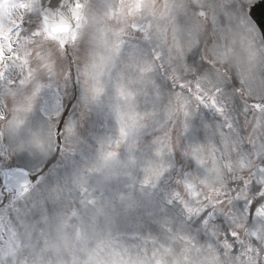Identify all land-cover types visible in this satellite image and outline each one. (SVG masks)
Masks as SVG:
<instances>
[{"label": "snow or ice", "instance_id": "obj_1", "mask_svg": "<svg viewBox=\"0 0 264 264\" xmlns=\"http://www.w3.org/2000/svg\"><path fill=\"white\" fill-rule=\"evenodd\" d=\"M37 6L38 10L33 11ZM64 7L61 0H50V3L32 0L31 5L22 2L20 8L32 21L26 24L24 16L15 15L6 7V0H0V14L7 17V27L0 28V81L31 90L26 106L14 107L11 112L0 110V122H7L13 132L19 130L25 124L24 114L33 110V101L40 97L42 102L37 108L46 124L31 131L26 139L21 138L27 148L11 165H5L18 171L5 173L13 176L14 182L9 184V195L0 202V207L5 208L0 212V227L7 226L10 233L2 241L0 260L17 256L23 244L20 264H160L158 240L168 237L183 242L184 260L188 264L193 261L195 264H264V247L260 246L264 240V145L262 151L255 153V162L240 155L238 172L233 171L230 158L231 151L252 152L255 141L247 135L245 125L253 132L264 129L262 120L253 122L255 128L248 124L249 115L264 114V95L253 94L254 78L250 74L251 65L256 61L255 50L249 54V72L236 73L226 64L221 69L219 58L226 56L227 51L217 50L211 40L202 43L189 30L184 44L168 45L165 31L164 45L152 46L148 58L145 49L152 40L151 24H130L131 31L144 43L129 45L125 53L127 42L122 37L112 42L102 40L100 50L92 54L91 62L80 71L84 77L81 102L95 106L98 111L107 107L119 126L118 138L105 136L93 142L82 135L83 113L65 123L68 112H61L64 105L59 87L47 98L45 90L52 89L53 82L34 79L42 70L51 73L53 56L67 58L69 47H76L80 38L74 35L70 44L53 35L54 31L71 32L67 25L60 29L46 28L50 16L62 15L57 10ZM244 7L234 2L224 6L220 15L216 14V5H194L193 10L205 21L208 32H214L226 17L229 22L238 19L250 34H255L256 30L243 15ZM83 8L80 0H74L71 13L78 29ZM137 10H142L139 0L133 11ZM260 27L259 38L264 42V26ZM117 61L123 69L138 68L141 76L154 73L157 68L163 70L164 82L160 87L173 90L176 99L171 112L182 114L186 141L180 143L179 151L174 144L167 145L169 159H175L174 167L152 168L138 163L136 152L146 135L151 138L150 144L146 143L140 150L157 156L162 155L164 139L171 141V136L154 135L155 126L149 132V126L143 123L144 117L136 112L134 81L127 80L122 69L112 72ZM13 68L18 69L16 79L9 78ZM63 79L67 91L73 79L70 66ZM109 89L114 92V103ZM11 91L4 89V92ZM72 99H76L75 88ZM150 102L154 109L165 103L159 92ZM0 103L4 109L9 108L7 99ZM194 109L199 113L204 109L213 110L215 127L207 119H194ZM168 124L165 120L160 128ZM171 127L175 132L176 126ZM216 127L221 130L220 139H216ZM237 134L240 147L234 139ZM245 136L248 143H242ZM203 139L223 144V150L215 145L212 148L213 160L219 152L227 170L226 179L218 169L212 170L213 184L218 185L209 189L214 197L202 193L212 174L209 170L206 169L208 175L201 184L194 179L205 164L201 157ZM81 144L88 151L81 149L77 159L76 146ZM122 146L127 149V157L123 159ZM56 152L62 153L68 163L54 169L46 181L41 177L37 185L42 187L34 185L35 177L30 178L28 170L37 159ZM178 153L183 159H177ZM55 159L49 160L45 168L51 169ZM184 160L189 162L191 171L183 167ZM93 176L96 183L90 187ZM161 191L164 195L158 201L155 195ZM21 232L27 237L26 243L17 241ZM197 239L204 248L196 247ZM128 241L143 243L129 244Z\"/></svg>", "mask_w": 264, "mask_h": 264}, {"label": "rangeland", "instance_id": "obj_2", "mask_svg": "<svg viewBox=\"0 0 264 264\" xmlns=\"http://www.w3.org/2000/svg\"><path fill=\"white\" fill-rule=\"evenodd\" d=\"M115 1L117 0H92L88 8L86 9V19L84 21V28H87L88 33H92V37H87L86 33L83 36H79V40L77 41L76 47L71 48V56L73 60V64L70 62L69 57L67 58H58L56 56H53L52 60L50 61L53 65V71L51 73L47 71H41L40 73H37V75H42V81L44 83L47 82H53L52 78L56 79L55 86L53 85L52 89H46L45 93L48 95L47 98H50L52 94L56 91L57 86L60 90V96L62 98V104L64 107L61 109V112L63 114V111L68 109L69 104V97L72 95V89L73 84L71 81H69V86L67 91L65 90V81L63 79L64 72L67 69L68 66L72 67L74 65L75 71H78V76L81 78V84L80 88L83 90L84 84V77L80 75V71H82L83 66L91 62L92 54L100 50V44L102 40H108L109 42L115 41L119 38H123L127 43L124 46V52L126 53L128 50V46L131 44L136 43H144L143 41H140L136 35H134V32L130 29V24L136 23V24H151V36L152 40L151 43L147 45L146 51V57L150 58L151 55V48L152 46H162L164 44L163 40V31L161 30V27L159 26L160 23V15L159 10H157L156 15L154 16V19H156L157 23L151 22L147 20L144 15L148 14L146 7L143 3H141L142 10L133 11V9L136 7L138 0H125L124 3V10L121 11V7H118L115 5ZM142 1V0H139ZM178 3H176L178 10H181V22L179 25L178 31L174 35L167 36V44L171 45L174 42L184 44L187 38V34L189 30L194 32L203 43L204 41L207 42L208 40L212 41L213 45H216L217 50H224V47L227 49L228 44L225 46L223 45L222 41L221 43H217V38L215 37V31L214 32H208L207 31V24L203 23L199 16L196 14V12L193 10L194 5H207L206 3H210V0H176ZM256 0H215L211 1L210 4L218 6L217 11L223 12L224 6L228 4H232L236 2L237 5L241 2L242 4H248L251 2H254ZM14 2L12 0H6V6L8 9L12 10L15 15L18 16H24L26 18V24L31 23V18H27L28 13L25 12L23 9L20 8L21 3H16L12 6L11 3ZM29 5L32 4V0L28 3ZM173 3L171 2L170 6H172ZM38 10V7L33 9V11ZM115 14V15H114ZM218 14V13H217ZM244 15V11H243ZM246 16V15H245ZM212 17V15H211ZM248 21L250 22L251 26L253 27L252 22L246 16ZM7 27V17L3 14H0V28ZM205 31V34L204 32ZM220 34L223 38H225V42L227 43L229 39H232L233 35H236L237 37H241L243 39H250L253 38V35L248 32V30L241 24V22L238 19H233L231 22L226 21V19H223V22L220 24ZM71 40V37L69 38ZM240 40V38H239ZM257 44H259V34L257 32V38L255 39ZM220 44L223 45L219 46ZM260 45V44H259ZM190 51V49H188ZM252 50L247 48L246 54H245V61L247 63V69L240 64V61L235 60L233 67L229 68L231 70H234L236 73H241L242 68L249 72L250 64H249V54ZM240 50L238 48H234L233 54H230L227 50V55L219 58L220 64L224 60H228L232 57H239ZM262 69L259 70L258 73L255 74L254 77V93L253 94H261L264 95V87H261V83L264 82V61L262 62ZM242 66V68H241ZM259 66V60L256 58V61L254 64L251 65V70H254L256 67ZM228 67V66H227ZM117 69H122L125 73V77L127 80H133V89L137 92L136 97V112L141 117H144L143 123L149 126V132L153 130V126L157 129V131L154 132V135H158L161 137H165L167 135L171 136V141H168L167 139H164L162 148V155L157 156L155 154L149 153L145 154L140 149H143L145 147V144H150L151 138L149 136H145V139L141 142L136 155L138 158V163L146 166V167H158L160 165L164 166H175V159H169L170 153L168 151L167 145L169 143L174 144L179 151L180 143H186L184 139V134L182 132V120L183 116L182 114L172 113L171 109L173 105L175 104V96L173 95V90L168 88H161L160 85L163 84L164 80V72L163 70L157 68L154 73H147L143 74L141 76L138 68L133 67L129 69H123V65L119 63V61L116 62V68L112 69V72L115 73ZM222 69V68H221ZM18 72V69L13 68L12 71L9 73V78L16 79ZM40 79V76L39 78ZM52 79V80H51ZM80 81V79H79ZM247 86V81L245 82ZM8 88L11 89V92H4V89ZM159 92V94L163 97L165 103L162 105H158L155 109L153 108L152 103L150 102ZM15 93V94H12ZM1 95L4 99H7L9 108L4 109L3 104L0 103V110L9 111L11 112L12 108L14 107H23L26 106L30 97H31V90L30 89H20L18 86H11L7 85L6 81H0V98ZM109 96H111L112 102L114 103V92L109 89ZM107 97L105 98L107 102ZM1 101V100H0ZM41 98L37 97L35 101H33V110L31 112H28L24 114L26 116L25 124L21 126V128L15 132L9 127L7 122H2L0 125L3 129V127L6 125L7 129V137H6V146L5 141L2 136H0V152H1V160L3 167H6L5 165H11L12 161L16 159L17 156H19L22 150L27 148V144L22 142L21 138H27L29 136V133L32 131L38 130L42 125L46 127V124L43 122V113L38 111L37 105L41 103ZM77 107L72 108L71 112H69L68 117L66 118V122L69 118H75L79 116L80 110L79 106L81 105L82 113H84V118L81 120L82 126L84 127H90L93 119L96 118L97 124L96 126L92 127L91 130L94 133V141L96 138L99 137H105L110 136L115 138H118L119 131H118V124L115 120V116L109 112L107 107L103 111H98V109L93 105H84L83 102H81L80 98L77 101ZM92 112L91 117H87L88 113ZM150 114V115H146ZM154 115H151L153 114ZM263 114L260 113H253L248 116V124H251L253 128H255L254 121L255 120H262L264 121ZM214 113L211 109H204L202 112H196L193 114L194 119L203 120L207 119L210 123H213L214 127L217 122H213ZM169 121V124L161 129L160 125L165 121ZM172 125H175V132L172 131ZM247 135L251 136L253 140L255 141V144L252 145V152H242L238 153L236 151H231V141H230V148L229 151H231V161L233 164V171L238 172V161L240 158V155H243L247 157L248 160H252L253 162L256 161L255 153L258 151H262L261 146L264 145V129H256L254 132L250 129H248V125H245ZM9 129V131H8ZM3 131V130H2ZM90 131V130H88ZM216 131V139H220V129L218 127L215 128ZM88 133V132H87ZM86 133V134H87ZM234 139L237 141V147H240V137L237 134ZM93 141V142H94ZM201 145H207L211 144L212 146H217L221 150H223V144L216 145V141L212 140L209 142L207 139H203L200 141ZM242 143H248L247 136L244 137ZM25 144V145H24ZM155 148V146H153ZM125 149L124 151H122ZM85 152L88 150L85 148ZM77 151V159H79V150ZM121 158L127 157V149L125 146H122L121 148ZM264 154V152H262ZM54 153L50 154L49 157L44 159H37L33 163V170H37L46 160H48L51 156H53ZM0 156V157H1ZM225 156H228V152L225 151ZM177 159H183L180 154H177ZM217 169L220 171V173L227 178V170L225 168L226 161L224 159L220 158L219 152L217 153ZM17 163L19 161L17 160ZM68 162L64 159L62 156V159L55 164V166L51 169V171L44 177L45 181L51 174V172L54 169L62 168L66 166ZM188 161L184 160L183 167L187 170L191 171V168H188ZM194 167V165H193ZM180 166H177V171H179ZM254 170V169H253ZM142 174V173H141ZM195 175H200L201 177L208 175L206 168H201L198 173H195ZM215 175V173H214ZM172 176H175V171L172 173ZM96 183L95 176L90 178L89 185L94 186ZM2 185V181L0 179V187ZM38 187H42L41 185H37ZM162 187H166V185H162ZM77 195L79 196V192H77ZM163 191L156 193L155 198L160 201L163 198ZM2 198L0 197V202ZM12 203V201L9 202V205ZM5 211V208L0 209V212ZM7 222L5 221V225ZM9 228L7 226L0 227V247H3L2 241H5L9 237ZM154 238V237H153ZM17 241H24L27 242V237L24 232H21L17 236ZM129 244L133 243H143V241H128ZM197 248H204L205 246L197 239L195 241ZM158 246H159V253L158 260L160 261V264H188L184 260L185 253L183 251L184 244L182 241L178 239H169L168 237H165L163 241L158 240ZM260 246L264 247V240H261ZM148 247L151 248V241L149 239L148 241ZM24 252V245H21V249L18 252L17 256L5 258L3 260H0V264H20L19 257L23 255ZM195 253L193 252V256ZM192 264H195V261L192 262ZM226 264H229V262H226Z\"/></svg>", "mask_w": 264, "mask_h": 264}, {"label": "clouds", "instance_id": "obj_3", "mask_svg": "<svg viewBox=\"0 0 264 264\" xmlns=\"http://www.w3.org/2000/svg\"><path fill=\"white\" fill-rule=\"evenodd\" d=\"M154 3H156L158 8L162 9L164 7V5L168 3V0H154ZM237 40H238V37L236 35H233V37L230 41V45L236 43ZM244 57H245V54L243 53V51H241L240 55H239V60H240L241 64L245 67V69H247V63H246ZM236 59H237L236 57H232L228 60H224L221 62L220 67L223 68L224 65L226 64L228 66V68H232ZM194 103L195 102L193 101V104ZM194 113H195V109L193 110V114ZM212 148H213V146L211 144L203 145L202 151H201V157L205 161L204 168H206L207 170H209V172L212 173L208 177L207 183H206L205 187L202 189V193H204L210 197H214V193L209 191V189L214 187V186H218V185L213 184V180L215 179V175H214V171H212V170L217 169V161L213 160ZM194 179H195V182L199 185L205 181V176L201 177L200 175H197Z\"/></svg>", "mask_w": 264, "mask_h": 264}]
</instances>
